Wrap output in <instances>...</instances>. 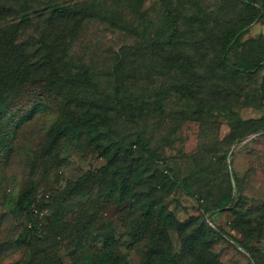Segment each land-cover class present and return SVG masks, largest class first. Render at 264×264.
Instances as JSON below:
<instances>
[{
    "label": "rangeland",
    "instance_id": "rangeland-1",
    "mask_svg": "<svg viewBox=\"0 0 264 264\" xmlns=\"http://www.w3.org/2000/svg\"><path fill=\"white\" fill-rule=\"evenodd\" d=\"M84 2L99 4L101 18L73 34V23L53 10ZM242 2L0 0V65L31 86L0 93V264L104 263L109 232L119 243L127 240L115 206L103 203L110 173L121 164L131 166L130 184L143 174L137 193L174 219L167 230L174 252L184 247L175 225H189L199 236L204 220L201 243H210L211 264H249L242 247L264 254V16L261 10L259 19L257 12L249 16ZM251 20L222 61L219 33ZM156 35L172 39L173 53L149 49ZM176 55L183 61L174 62ZM81 67L91 73L87 89L64 83ZM115 89L136 105L143 100V114L133 111L131 121L106 117L94 134L109 136L100 140L104 147L71 130L58 134L67 109L82 112ZM33 92L50 104L34 107ZM227 190L230 205L213 209ZM25 192L30 211L18 205ZM119 251L128 264L143 263L142 248Z\"/></svg>",
    "mask_w": 264,
    "mask_h": 264
},
{
    "label": "trees",
    "instance_id": "trees-1",
    "mask_svg": "<svg viewBox=\"0 0 264 264\" xmlns=\"http://www.w3.org/2000/svg\"><path fill=\"white\" fill-rule=\"evenodd\" d=\"M242 4L249 16L252 13L257 12V18L261 17V11L264 16V0H243ZM127 3V0H125ZM129 6V5H127ZM134 3L131 7L133 9ZM138 5H136L137 7ZM261 10V11H260ZM57 18H64L65 22L73 23L75 31L73 34L78 32L82 28L84 22L100 19L101 10H99V4L95 3H82L81 7H64V8H54ZM53 14V13H52ZM108 20H111L113 24L115 19L112 17H106ZM198 23L202 26L207 22L200 17L197 18ZM253 19V20H255ZM186 20V18H185ZM250 22H245L242 25L233 27L234 29H227L223 32H220L217 36L218 43V52L219 58L224 61L226 56L232 51L234 46L238 45L245 38V33L247 27L251 24ZM122 27V23L117 25ZM73 27V28H74ZM149 49L153 51H165L167 48L174 50V43L172 39L168 38L167 40L162 39L160 35H156L154 39L149 41ZM174 47V48H173ZM137 52L134 54H142V50L137 48ZM179 59L183 61L182 57L176 55L174 62ZM181 64V63H179ZM120 66H123V60L120 63ZM171 67V66H170ZM82 72L79 73V76L71 77L70 80H64V83H68L69 86H77L76 83L80 84V88L87 89L91 82L88 77H91V73L85 67H81ZM124 68V67H123ZM179 68H182V64L179 65ZM119 69V66H118ZM246 72L250 71V68L245 69ZM69 77V74H67ZM70 78V77H69ZM78 79V80H77ZM29 81L25 79L24 75L16 74L14 76H8L4 74L3 67L0 65V93L4 90H12L14 88H20L22 90H28L31 88ZM116 86V84H115ZM32 92V91H31ZM29 92V93H31ZM127 92V91H126ZM34 93V92H33ZM35 95L29 100L33 103L34 107L40 105L50 104L45 94L34 93ZM125 93L120 89H115L113 92L108 91L106 96L105 92L101 93V96L98 98H93L87 104V109L79 110L81 107H72L69 110H66L64 114V125L59 128L58 134L60 136L65 135L71 130L75 133L79 140H84L89 145H95V147H104L100 144V140H104L109 136H103L97 138L94 134L99 133L100 130L98 126L100 123H105L106 117L109 118L111 114H116V118H119L123 115H127V120H133L132 113L137 111L138 114H143V100H141V105H136V99L133 100L130 97L125 98ZM125 102V103H124ZM127 103V104H126ZM134 103V104H133ZM156 106L160 109L161 104L157 100L155 101ZM135 106V108H134ZM57 108L58 107H53ZM80 108V109H79ZM23 114V113H22ZM29 114L26 112L23 116ZM104 114V116H102ZM113 117V115H112ZM122 117V118H123ZM98 120L100 122H98ZM126 120V121H127ZM244 123L238 122V126H243ZM108 132V131H107ZM109 134V133H108ZM244 137L243 135H238V140ZM110 150L109 147H106ZM107 149H101L103 154ZM117 153H114L112 158L108 159V163H112L113 160L116 161ZM148 165V164H147ZM152 161L149 163L153 172L152 175L155 176L157 173L156 169H153ZM121 167H114L115 169L110 173V189L111 192L108 196H105L103 203H112L115 206L116 215L118 216L119 222L123 224V228L128 229L125 234L127 240L122 243L117 242L114 237L115 232L110 231V235L104 241V247L111 248V252L108 253V257L104 260V263L101 264H128L127 260L124 258V254L119 251V248H125L129 251L138 252L140 248L143 250V263L142 264H211L210 256L208 254V249L210 243H204L203 241L204 232L208 231V227L205 224L204 220L202 221L201 231L202 233L198 236L197 232H189L191 226L189 225H180L177 227L175 225V231L181 239L182 248L178 252H174L170 244L167 243V230L174 226V219L171 217L170 213L165 212L162 214L161 210H157V204L153 199L145 200L144 195L141 192L137 193L136 184L139 186L142 180L141 175L138 176V179L135 181V185L130 184L129 176L132 174L131 166L124 164L120 165ZM87 180V176L83 177L80 182L75 183L73 186H82V184ZM166 180V178H165ZM29 192L23 193L18 201L20 208H24L27 211H30L31 205L29 203ZM232 201L231 194L227 190L221 199L213 206V209H222L228 207ZM209 209L204 210V214L207 213ZM30 233V231L28 230ZM225 238H228L225 233H221ZM244 248L249 254V264H264V254H254L249 249ZM114 249V250H112ZM263 262V263H262ZM57 264H62L60 261Z\"/></svg>",
    "mask_w": 264,
    "mask_h": 264
}]
</instances>
